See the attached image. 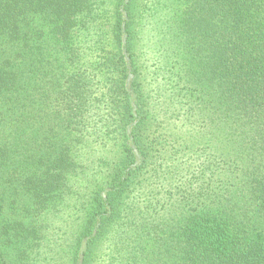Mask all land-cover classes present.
Returning a JSON list of instances; mask_svg holds the SVG:
<instances>
[{
  "label": "trees",
  "instance_id": "1",
  "mask_svg": "<svg viewBox=\"0 0 264 264\" xmlns=\"http://www.w3.org/2000/svg\"><path fill=\"white\" fill-rule=\"evenodd\" d=\"M0 264H264V0H0Z\"/></svg>",
  "mask_w": 264,
  "mask_h": 264
}]
</instances>
